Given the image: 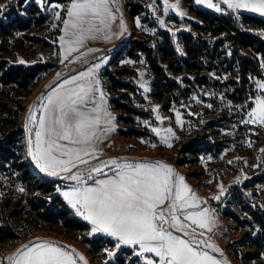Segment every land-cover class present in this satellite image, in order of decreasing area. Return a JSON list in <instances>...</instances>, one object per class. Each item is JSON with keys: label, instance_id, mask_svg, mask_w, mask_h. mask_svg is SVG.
I'll list each match as a JSON object with an SVG mask.
<instances>
[{"label": "rangeland", "instance_id": "1", "mask_svg": "<svg viewBox=\"0 0 264 264\" xmlns=\"http://www.w3.org/2000/svg\"><path fill=\"white\" fill-rule=\"evenodd\" d=\"M70 3L71 0H43L42 6L37 0H0V6H3L0 8V25L14 18L17 22L28 23V28L23 31L17 30L18 25L9 31L0 28V63L5 64L6 67L29 66L35 63L52 64L47 74L32 82L24 91L15 84H0V110L6 101L12 105V111L19 108L16 121L19 129L0 125V139L3 142L11 141L10 145L13 146L15 156H21L20 161L28 164V169L37 179L58 181L55 185L56 189L44 196L49 200L58 196L65 207L68 205L74 210L71 216H75V213H78L77 209L71 206L63 193L76 182L64 178L70 173L61 172L57 176H50L36 167L29 155L30 134L26 131L25 125L27 123L29 128H33L34 141L35 127L28 119L30 114L35 112L38 119L41 105L46 103L45 97L60 91V86L65 80L93 68L101 82L99 87L105 93L107 110L115 117L112 121L114 130L108 132L99 142L96 159L84 158L90 160L92 165L101 167L112 159L121 163L161 161L170 165L175 173L184 177V183L201 198L199 208L187 209V211L207 209V214L215 221L212 232H205V236L199 238H211V242L222 250L223 256L234 264H259V262L264 264V250L257 251V258L242 261L240 253L238 254L237 251L234 253L229 249L231 243L248 233L250 229L243 228L230 217L224 216L223 209L217 205L219 202L225 209L233 210L241 220H246L247 216L237 205L236 191L241 190L251 201L258 202L264 209V152L260 151L264 149V126L259 123L244 122L249 120L248 113L255 107V97L264 94L256 83L264 82V75L251 77L247 86V99L233 103L226 96L232 88L228 83L232 78L229 74L221 76L218 69L210 70L204 66L197 73V69L190 71L185 65L177 64L175 61H163L161 64L168 76L176 80L183 89L180 92H172L164 89L160 85L161 82L158 86H153L155 77L142 52L133 51V55L128 54L129 49L132 48L130 41L140 40L144 45L157 50L163 40L159 32L167 31L178 53L185 59L187 55L183 50L181 32L192 33L208 43L221 36L212 37L207 31L195 29L197 24L201 27L207 26V23L195 12L197 9L232 16L240 28H243L242 14L238 9H228L223 4L220 5L222 11L217 12L207 3H197L196 0H169V5L178 4V8L166 6L163 0H118L117 4L112 5L113 11L115 12L118 7L119 12L116 13L117 19L111 24L110 32L105 29L103 32L95 33L96 38L87 39L77 51L68 54V45L63 44L59 38L65 35L63 20L67 18L66 9ZM136 4L141 5L142 8L138 15H132L131 6ZM53 5L61 7L54 9ZM166 7L167 13H165ZM143 9L146 11L144 12ZM57 11L60 13V19L55 16ZM180 11L185 13L183 17L178 14ZM121 16L127 31L122 32L120 28ZM137 18L140 21L139 27L136 24ZM160 20L164 21L163 26L159 23ZM95 23L103 27L99 25V21ZM65 39L67 40L68 37L65 36ZM218 48H220L219 52L222 46ZM105 50L107 52L103 54ZM65 56L67 59H63ZM97 63L101 64L99 69L94 68ZM120 70L128 71L121 75L122 80L137 86L141 99H138L140 101L135 105L144 112L143 116H134L129 123L118 119L119 112L112 107L109 100L110 97L115 96V93L107 89L109 80L107 73ZM70 86L65 85V87ZM95 96L99 99V92L95 93ZM209 104L212 105L211 108L207 107ZM88 107L91 108L93 105L89 104ZM177 112L180 113L179 120L182 123L177 122ZM5 117L11 118L12 114H3V118ZM145 121L148 123L145 124ZM106 127L108 125L102 124L101 130ZM153 128L159 129V135L152 130ZM169 128L174 135L167 133L166 130ZM121 130H133V136L124 137L121 135ZM188 142H196V144L192 143L196 147L202 146L197 145L198 142H211L213 147L212 150L195 149L194 153H186L182 147ZM249 143L251 147L248 146ZM168 144H171V147ZM11 167V163L5 162L3 169H0V208L1 206L6 208L7 214L16 213L13 224L20 237L14 242H0V261L4 264H9L6 258L22 245L39 238H43V241L60 242L71 246L86 258L88 264H147V259L158 261L154 254L137 255L138 246L134 248L121 245L117 249L115 247L117 243L112 239L95 235L89 229L85 231L66 229L59 219L55 222L38 218L30 211L27 204V199L32 195L20 182L18 175L21 173L14 172ZM79 167L87 166L79 165ZM110 168L111 166L104 168V172L111 175ZM232 193L236 194L235 197H232ZM228 200L232 201L227 202ZM166 206L167 202L161 207ZM185 223L190 222L185 221ZM196 231L203 230L197 228ZM174 234L182 235L176 232ZM241 249L248 254L255 252V249L248 244ZM66 251L70 250L66 248ZM109 252L114 255L110 257ZM211 254L218 260H224L219 253ZM78 264L83 262L78 261Z\"/></svg>", "mask_w": 264, "mask_h": 264}, {"label": "snow or ice", "instance_id": "2", "mask_svg": "<svg viewBox=\"0 0 264 264\" xmlns=\"http://www.w3.org/2000/svg\"><path fill=\"white\" fill-rule=\"evenodd\" d=\"M37 2L43 6V0ZM117 2L118 0H71L66 9L67 18L63 20L65 35L59 38L63 44L68 45V54L77 51L87 39L96 38L95 33L105 29L110 32L111 24L117 19L116 13L119 12L118 7L115 12L112 7ZM163 2L166 6L178 8V4L169 5V0ZM196 2L207 3L217 12L222 11L220 5L223 4L228 9L243 8L264 15V0H218L215 4L212 0ZM52 7L56 9L61 6ZM167 10L166 7L165 13ZM178 14L181 17L185 15L183 11ZM55 16L60 19L58 11ZM95 21H99V25L103 27L98 26ZM159 23L164 25L163 20ZM136 24L137 27L140 26L139 18ZM120 28L122 32L127 31L122 16ZM65 36L68 37L67 40ZM63 59H67V56ZM100 67L99 63L94 65L95 69ZM100 83L93 68H89L88 71L65 80L60 91L45 97L46 103L41 105L38 119L35 112L30 114L28 119L35 127L34 141L33 128H29L27 123L25 128L30 134L29 155L36 167L50 176H57L61 172L70 173L64 178L76 183L63 193L64 197L92 225L91 233L103 232L115 238L117 249L121 245L138 246L137 255L150 253L158 258V261L147 259V264H228L226 259L221 261L211 254L219 253L223 256L222 250L211 242V238H199L204 237L205 232H212L215 221L207 214V209L187 211L199 208L201 198L170 165L161 161L121 163L112 159L101 167L92 165L90 160L84 158L96 159L99 142L114 130L112 121L115 117L107 110L105 93L101 91ZM256 83L258 89L264 92V82ZM97 92L99 99L95 96ZM89 104L93 107L89 108ZM207 107L211 108L212 105ZM179 116L180 113L177 112V122L182 123ZM248 116L249 120L244 121L245 123L264 126V94L255 97V107ZM102 124L108 127L101 130ZM152 130L159 135V129ZM166 131L174 135L171 128ZM168 146L171 147V144ZM248 146L251 147V143ZM260 151L264 152V149ZM79 165L87 167L81 168ZM109 166L111 175L104 172V168ZM100 176L106 178L101 179ZM166 202L167 206L162 208ZM189 228L192 230L188 231ZM197 228L203 231L197 232ZM108 254L110 257L114 255L112 252ZM6 260L9 264H78V261L88 264L86 258L75 249L66 251L54 241L39 240L22 245ZM0 264L4 262L0 261Z\"/></svg>", "mask_w": 264, "mask_h": 264}, {"label": "trees", "instance_id": "3", "mask_svg": "<svg viewBox=\"0 0 264 264\" xmlns=\"http://www.w3.org/2000/svg\"><path fill=\"white\" fill-rule=\"evenodd\" d=\"M65 1V0H64ZM130 13L132 15H138L141 5H132ZM145 12L146 10L143 9ZM198 16L207 23L206 27H201L200 24L195 25V29L207 31L211 33L212 37L220 36L213 42L199 38L192 33L181 32L183 39V50L186 53L184 59L177 51L172 37L167 31L159 32L162 35V41L157 50H154L151 46L144 45L143 42L130 41L131 47L128 54L133 55V51L142 52L149 64L151 72L154 74L153 86L160 85L167 91L180 92L183 89L179 86L178 82L171 79L165 68L162 66L163 61H175L181 65H185L187 69H197L199 73L202 67L210 70H219L221 76H231L228 83L232 85L227 97L231 99L233 103L245 101L248 95V84L251 77H260L264 75V18L242 13L243 28H240L232 16L212 12L210 10L197 9L195 11ZM18 25L19 31H23L28 28V23L17 22L14 18L8 22H3L0 28L3 27L4 31ZM125 43V42H124ZM126 46V44H125ZM222 49L218 52L221 47ZM124 47V45H123ZM197 59V61H193ZM9 66V65H8ZM52 68L50 63H35L33 65H11L6 67L5 64L0 63V84L10 85L15 84L23 91L34 81L41 79L49 69ZM127 70H120L113 73H107L109 76L107 89L115 93V96L109 98L112 107L119 112L117 116L121 122L129 123L134 116H143L144 112L141 108L135 104L138 99H141L139 90L132 82L122 80L121 75L127 73ZM157 92L154 93L156 95ZM159 95V94H157ZM19 110V108H17ZM18 110L12 111V105L7 101L4 102L0 110V125L19 129L17 125ZM3 114H12L11 118H3ZM121 135L124 137L133 136V130H121ZM11 141L3 142L0 139V169H3V163H11L12 170L14 172L21 173L18 178L32 197L27 199V204L30 211L38 218L55 221L61 220L64 228L82 231L89 229L88 225L81 220H78L75 216H71L72 211L64 206V203L58 196H54L52 199L45 198V194H51L56 189L57 180H45L40 181L37 179L28 169V164L24 161H20L21 156H15L13 152V146L10 145ZM188 142L183 145L182 150L186 153H194L197 149L200 151L212 150L213 144L211 142H198L202 146H193ZM196 147V148H195ZM196 149V150H195ZM238 193V203L241 211L247 216L246 220H241L233 210L225 209L222 204H219L223 209L224 216L230 217L235 222L239 223L243 228H248L250 231L243 234L240 238L236 239L229 245L234 253L236 251L241 257V260H248L258 257L259 250H264V209L258 202H253L249 199L248 195L241 190L236 191ZM232 197L236 195L231 194ZM235 197V196H234ZM232 200H228L230 202ZM6 208L1 206L0 208V242H14L19 239L18 231L13 224L14 213H6ZM40 239V238H39ZM36 241V240H34ZM31 241V242H34ZM59 245L72 250L69 245L60 243ZM248 244L251 248L255 249V252L248 254L244 252L241 247ZM264 254V252H263ZM222 257V256H221ZM228 261V264H234L226 256L222 257ZM261 264V262H259Z\"/></svg>", "mask_w": 264, "mask_h": 264}, {"label": "crops", "instance_id": "4", "mask_svg": "<svg viewBox=\"0 0 264 264\" xmlns=\"http://www.w3.org/2000/svg\"><path fill=\"white\" fill-rule=\"evenodd\" d=\"M239 10V12L242 14V13H248V14H252V15H256V16H259V17H262V18H264V15H261L260 13H257V12H252V11H250V10H247V9H238ZM125 157H128L129 158V156H125ZM104 178V177H103ZM103 178H101V179H103ZM71 211H72V214H73V211L74 210H72L68 205H66ZM75 217L76 218H78L79 220H81L82 222H84V223H86L87 225H88V227H89V230L91 231V228H92V225L88 222V221H86L81 215H79L78 213H75ZM95 235H99V236H105L106 238H108V239H112L113 240V242L114 243H117V240L115 239V238H113V237H111V236H109V235H107L106 233H103V232H96V233H94ZM40 239H42V241H43V238H40ZM39 240V239H38ZM38 240H36V241H38ZM57 246H61V245H59V244H57ZM122 246H124V247H137V246H132V245H122ZM61 247H63V246H61ZM65 250H66V248H65Z\"/></svg>", "mask_w": 264, "mask_h": 264}, {"label": "built area", "instance_id": "5", "mask_svg": "<svg viewBox=\"0 0 264 264\" xmlns=\"http://www.w3.org/2000/svg\"><path fill=\"white\" fill-rule=\"evenodd\" d=\"M215 2L214 3H217L218 2V0H214ZM221 6H222V4H221ZM83 231H85V230H83Z\"/></svg>", "mask_w": 264, "mask_h": 264}, {"label": "water", "instance_id": "6", "mask_svg": "<svg viewBox=\"0 0 264 264\" xmlns=\"http://www.w3.org/2000/svg\"><path fill=\"white\" fill-rule=\"evenodd\" d=\"M106 52H107V51L105 50V51H103L102 53L105 54Z\"/></svg>", "mask_w": 264, "mask_h": 264}]
</instances>
